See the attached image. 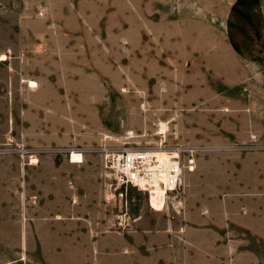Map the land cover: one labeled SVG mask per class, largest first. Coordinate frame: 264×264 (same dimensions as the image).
Instances as JSON below:
<instances>
[{
	"label": "rangeland",
	"instance_id": "1",
	"mask_svg": "<svg viewBox=\"0 0 264 264\" xmlns=\"http://www.w3.org/2000/svg\"><path fill=\"white\" fill-rule=\"evenodd\" d=\"M22 17L34 24L17 25ZM22 33L45 40L17 41ZM34 50L45 63L41 82L61 88L50 93L62 102L54 96L41 115L69 130L82 160L103 164L107 147L164 142L194 150L196 161L213 150L210 167L224 188L264 176V0H0V54ZM19 150L21 163H39L33 146ZM112 184L105 204L116 231L142 213L168 219L145 193ZM27 204L33 249L0 250V264H54L37 248L38 201Z\"/></svg>",
	"mask_w": 264,
	"mask_h": 264
},
{
	"label": "crops",
	"instance_id": "2",
	"mask_svg": "<svg viewBox=\"0 0 264 264\" xmlns=\"http://www.w3.org/2000/svg\"><path fill=\"white\" fill-rule=\"evenodd\" d=\"M33 24L24 17L17 21ZM41 38L22 33L16 40ZM41 65V50L0 54V250L33 249L23 214L36 198L37 248L54 264H84L80 251L88 264H264V176L224 188L210 167L211 149L200 153L193 171H184L181 202L164 212L168 219L142 213L116 231L105 204L111 176L104 163L91 155L73 161L77 148L69 130L46 125L51 119L41 115V105L55 103L54 96L62 102L50 93L60 87L41 82ZM29 146L38 150L36 166L20 161L19 147Z\"/></svg>",
	"mask_w": 264,
	"mask_h": 264
},
{
	"label": "built area",
	"instance_id": "3",
	"mask_svg": "<svg viewBox=\"0 0 264 264\" xmlns=\"http://www.w3.org/2000/svg\"><path fill=\"white\" fill-rule=\"evenodd\" d=\"M158 149L167 152L161 157L154 151L143 148H105L104 166L113 181L115 190L135 188L148 196L149 207L166 212L180 204V188L184 171L195 169L194 150L185 147L169 149L160 142ZM153 195H159L152 203Z\"/></svg>",
	"mask_w": 264,
	"mask_h": 264
},
{
	"label": "bare ground",
	"instance_id": "4",
	"mask_svg": "<svg viewBox=\"0 0 264 264\" xmlns=\"http://www.w3.org/2000/svg\"><path fill=\"white\" fill-rule=\"evenodd\" d=\"M32 84H35V82H32ZM161 126H162L161 133H164V131L166 130V124L162 123ZM149 150L156 152L161 157H166L168 155L166 151L161 150V149H158V148L149 149ZM72 158H73V161L78 162V163L83 161L82 160V154H80V153H74ZM158 196L159 195H156V196L153 195V197H152V203H153V205H156L155 200H157V197Z\"/></svg>",
	"mask_w": 264,
	"mask_h": 264
}]
</instances>
